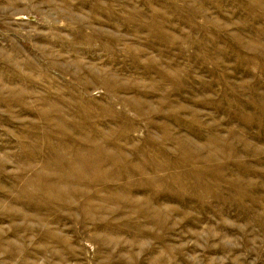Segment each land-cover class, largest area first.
<instances>
[{"label": "rangeland", "instance_id": "374dc122", "mask_svg": "<svg viewBox=\"0 0 264 264\" xmlns=\"http://www.w3.org/2000/svg\"><path fill=\"white\" fill-rule=\"evenodd\" d=\"M17 2L0 0V62L20 63L14 75L27 74L37 84L32 85L28 113L14 109L11 119L0 107V157H10L0 167V239L21 246L12 250L0 243V264H22L26 250L40 251L42 243L51 251L46 257L36 255L37 264L56 263L57 250L64 264H264V0ZM96 4L104 13L94 9ZM87 36L103 40L88 55L61 53L53 45ZM11 49L21 53H6ZM50 51L55 66L47 60H52ZM75 60L85 66L82 77L95 68L89 89L73 78L75 68H58L73 67ZM45 70L49 76L41 79ZM0 71L5 73L3 67ZM103 76L118 82V91L109 93L98 84ZM0 89L6 101L7 92L28 93L31 86L15 79L0 82ZM106 105L136 120L134 127L118 121L104 126ZM47 106L54 109L49 118L38 114ZM88 109L93 115L99 112L98 120L83 115ZM60 119L66 122L65 131L58 128ZM86 119L101 123L100 136L74 128ZM120 126L130 133L131 142L121 146L128 149L124 154L126 164L131 161L132 178L116 184L130 183L138 205L107 203V212L122 213H98V221H109L110 227L93 229L80 222L85 205L63 212L53 202L48 230L71 242L75 257L49 238L28 235L14 228L21 225L4 219L7 210L36 213L19 193L24 179L54 174L58 149L64 148L63 161H78L82 144L90 157L93 141L114 153L118 143L108 134ZM140 144H148L146 157L136 152ZM150 157L155 161H147ZM135 164L150 175L160 165L155 195L141 191L150 186ZM31 165L36 169L30 170ZM56 177L50 179L56 182ZM149 193L156 214L149 209ZM104 198L92 201L98 206ZM28 224L36 231L45 229ZM117 227L121 230H111ZM94 236H113L117 243L101 245Z\"/></svg>", "mask_w": 264, "mask_h": 264}, {"label": "bare ground", "instance_id": "6f19581e", "mask_svg": "<svg viewBox=\"0 0 264 264\" xmlns=\"http://www.w3.org/2000/svg\"><path fill=\"white\" fill-rule=\"evenodd\" d=\"M7 1L10 5H17V0H4ZM97 12L104 13L105 10L99 6V4H96L94 7ZM110 16L112 15L111 11H109ZM141 15V14H140ZM103 42V40H93L91 37L87 36L84 38L79 39H63V41L53 44L55 47H59V52H68V53H74L78 56L85 54L88 55V52L90 50L94 49V43H97L99 46H101L100 43ZM106 49V47H103ZM14 49V48H13ZM5 51V50H4ZM84 51V52H83ZM6 52V51H5ZM19 55L21 52L18 49H15L14 52L11 49L9 52H6L8 54ZM46 53V52H45ZM51 53V51L49 52ZM1 55V53H0ZM52 57L50 60V63L55 66L52 62L53 61V55L52 53L49 54ZM20 65V63L14 62L12 59H8L5 61V63L0 62V67H3L5 70V73L0 71V82L6 81L10 82L15 79H19L23 82H25L27 85L31 86V89L28 93H25L23 91H19L20 93H17L18 91L14 92H7V95H10V98L6 101L4 99V94L0 89V107L4 108V113L9 117L13 118V113L15 112L14 109H18V113L22 114L24 112L28 113L30 102L29 99H31L33 96L30 95L33 92V89L37 82L31 79L27 74L24 73H18L17 75H14V68L16 66ZM73 67L68 68H60L61 72H67L69 71V68H75L73 69L74 72H72V76L75 80H77L78 83L82 84L84 86L83 90L89 89L92 81L91 79L96 77L95 74V68L90 67L89 70H86V73L88 76L82 77L81 71L85 69V66L82 65L80 60H75L71 64ZM76 70L78 72L76 73ZM45 76L39 75V77L42 79L43 77L49 76L47 70L44 71ZM106 75V74H105ZM101 86L107 89V92L112 93L115 91H118V87L116 84L119 85L118 82L114 81L111 77H100L99 83ZM67 88L70 87V85H65ZM113 88V89H111ZM108 93V95H109ZM6 95V96H7ZM62 93L57 96V98H61ZM82 103L85 105L87 104V101L83 99L81 95H78ZM50 98H47V102L49 103ZM41 102L43 100L41 99ZM49 106V105H48ZM47 110H40L38 111V114H41L42 116H46L47 118L51 112L53 113L52 108ZM130 106L134 108V106L130 103ZM102 109V108H101ZM100 109V110H101ZM78 112V111H77ZM65 113V112H64ZM85 117H90L93 115L90 110H86L85 113H83ZM112 115H114V120L112 119ZM96 120L99 118V112L95 115H93ZM103 121H106L104 123L105 125L114 123L116 125L117 121L124 123L125 125H129L130 127H134V124H136V120L124 117L123 113H117L114 109V105H106V111L102 113ZM139 118H143V114L138 113ZM61 120V119H60ZM101 123L99 122L97 125H94L92 122H90L88 119L83 120V123L78 124L74 128L77 129L80 132H83L84 130H93L98 131L96 134L100 136V130H98ZM154 122L148 124V128L153 129ZM58 128L60 131H65L68 127L66 126V122L64 120L59 121ZM109 138L110 140L113 139L114 141H117L118 146H116L117 151L112 150L114 153L109 152L105 146L104 143L93 141L94 145L91 149V156L88 157L85 155V144H82L79 146V152L76 154V159L78 161H63L62 158V151L64 148L58 149V154L55 155V164L51 168L53 170L54 174H51L49 176L42 174L35 176L31 179H24L25 182V188L22 190L23 192L19 193V198H25L28 202L29 206H26L28 208L33 207L36 210V213L32 216H28L25 212H18L13 210H7L6 216L7 218H4L7 221H13V225H21L16 226L17 230H24V232H28V235H31L35 237V234H37V237H40L39 239H42L45 237V239H50L53 243L59 245L63 249H67L70 252H72V256L75 257L73 253V246L71 242L65 240L60 233H51L48 230V220L51 216L49 213V206L55 202L56 211H65V210H73L74 208L77 209V207H80L82 205H85V207H82L81 214L82 217L80 219V222L85 225L86 227L89 225L91 228L96 229L99 225L101 226H108L110 227L109 221H98V213H107L110 215V217H115L118 214L122 213L117 210L111 211L106 209V204L110 202L114 203H123L125 208H133L138 205V201L132 198V195L135 190H133L132 185L129 183L127 187H123L122 185H117L116 183L120 182L123 179H129L132 178V172L131 169H129L131 161H128L126 164V156L124 152L128 151V149H124V145L121 146V144H128L131 142L130 139V133L127 132L126 127L120 126L117 130H110L109 132ZM148 138V144L153 145V139H151L149 136ZM122 142V143H121ZM147 144V145H148ZM147 145L146 144H140L138 147H136V152L141 157H146L148 155L147 151ZM121 146V147H120ZM120 147V148H119ZM4 147H0V149H3ZM10 157L8 155H4L3 157H0V167H4L9 163ZM150 160L151 162H154L155 159H152L151 157L147 159V161ZM127 166L128 169H125ZM136 171L138 175L140 176L141 180H145L146 183L149 184L148 189L141 190L142 192H145L147 190L153 191L154 195L156 192H158V185H159V179H156V173H158L161 169H159V166H154L153 171L156 173H150L148 170L142 168L139 164H135ZM123 168V170L121 169ZM30 170H35L36 167L29 166ZM35 173V172H34ZM58 178L59 180L56 182H53L50 179L52 177ZM18 177V176H17ZM154 177V178H153ZM18 179V178H17ZM31 187V189L29 188ZM124 190L123 195H121V190ZM28 191V193H27ZM108 192V195H103L102 193ZM105 196V198L102 201L101 205L95 206L92 199L94 197H100ZM152 194L149 193V196L147 197V200L150 204V210L153 211L154 214H156L158 211L155 207V199L150 202ZM32 222L33 226L43 225L46 229H38L37 231L34 228H31V226L28 224L29 222ZM88 228V227H87ZM112 231H119L121 228L117 227L116 229H112ZM1 234V232H0ZM1 236V235H0ZM95 239H98L99 243L101 245H104L106 243H109V246L113 245V243H117V241L113 238V236H106V238L99 239L98 236H94ZM0 243H5L10 246L12 250L16 249L18 247H21L18 241H16V244H12L3 237L0 239ZM40 248V251H34L33 253H28L26 250V253L21 256L22 264H37L35 260L36 255H43L46 257V255L51 251L45 243H42ZM56 254H54L56 258V263L54 264H63L66 262V260H62L61 257V250L55 251ZM14 256L11 254V257Z\"/></svg>", "mask_w": 264, "mask_h": 264}]
</instances>
